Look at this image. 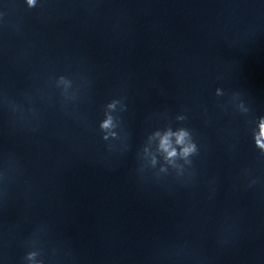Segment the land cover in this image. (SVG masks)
<instances>
[{"label": "clouds", "instance_id": "obj_1", "mask_svg": "<svg viewBox=\"0 0 264 264\" xmlns=\"http://www.w3.org/2000/svg\"><path fill=\"white\" fill-rule=\"evenodd\" d=\"M29 7L36 6V0H27ZM216 94H220V89L216 90ZM121 100L113 99L110 103H108L107 108L109 110L114 111L116 109L117 104H120ZM123 110H126V105H122ZM178 120H185V116H178ZM99 128L101 130L102 139L104 141H108L109 138H117L118 132L116 129L118 128V124L115 121V118L108 112L105 113V118L100 122ZM259 131L254 133L255 145L258 147L262 153H264V117L260 118ZM154 135L159 137L158 150L163 153L164 159L169 163L175 165V161L177 158L183 160L189 166L192 165L193 161L191 157L198 155L199 149L197 143L193 140L191 132L186 128H179L176 131L172 129H167L163 134L156 132ZM174 142V143H173ZM180 146L179 151L174 146ZM147 152V148L144 149ZM156 163L155 158L152 159V164ZM182 167V166H180ZM37 256L36 252H28L26 254V259L29 261H34Z\"/></svg>", "mask_w": 264, "mask_h": 264}]
</instances>
